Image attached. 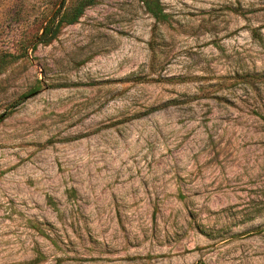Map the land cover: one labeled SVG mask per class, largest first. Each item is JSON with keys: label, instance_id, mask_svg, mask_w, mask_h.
Wrapping results in <instances>:
<instances>
[{"label": "rangeland", "instance_id": "1", "mask_svg": "<svg viewBox=\"0 0 264 264\" xmlns=\"http://www.w3.org/2000/svg\"><path fill=\"white\" fill-rule=\"evenodd\" d=\"M153 1L0 0V264H264V0Z\"/></svg>", "mask_w": 264, "mask_h": 264}, {"label": "trees", "instance_id": "2", "mask_svg": "<svg viewBox=\"0 0 264 264\" xmlns=\"http://www.w3.org/2000/svg\"><path fill=\"white\" fill-rule=\"evenodd\" d=\"M63 1L64 0H61V4L52 15L41 19L39 35L37 37L35 36L36 41L47 42L51 40L56 35L61 25L73 23L81 15L83 8L94 2V0H78L74 6L61 12ZM145 9L155 20L164 19V15L161 14L155 1L145 0ZM17 103L18 102H16V104ZM5 115L6 114L0 115V120L3 119Z\"/></svg>", "mask_w": 264, "mask_h": 264}]
</instances>
